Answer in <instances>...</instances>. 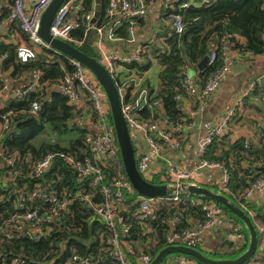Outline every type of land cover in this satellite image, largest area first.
Returning a JSON list of instances; mask_svg holds the SVG:
<instances>
[{
	"label": "built area",
	"instance_id": "obj_1",
	"mask_svg": "<svg viewBox=\"0 0 264 264\" xmlns=\"http://www.w3.org/2000/svg\"><path fill=\"white\" fill-rule=\"evenodd\" d=\"M160 0H105L104 9L105 22L99 26L91 22L94 16V0L88 9L83 0H65L56 12L50 33L53 37L72 43H82L90 32H94L97 37L96 60L103 65L111 75L117 88L121 113L128 126V129L138 130L142 135L150 151L148 153L135 154V164L143 175L147 170L150 160H155L165 166V174L162 176L163 184L168 186L197 185L194 182L195 174L204 168L216 169L218 178L213 181V186L220 192H228L230 186L231 172L228 164L224 161L210 160L205 157L208 145L214 140L223 136L228 130L230 122L235 119L250 93L255 89L262 91L261 100L264 102V74L254 77L245 85L239 95L235 98L231 106L224 112L221 119L216 122L206 133L196 138V163L192 168H186L176 164L170 157L172 151L181 148L180 135L192 128V122L184 117L181 119H171L159 112L157 106L158 99H153L144 88V78L149 73V67L141 70L145 65L144 50L140 43L130 52L114 53L105 51L102 45V34L106 30L109 38L114 40H125L127 43H135L136 38H128L126 33H136L134 23L144 20L147 14V6L154 5ZM210 0H201L202 3H209ZM51 0H12L8 11V17L17 24L19 29L26 36V44H20L16 49V57L21 62H27L36 58L38 48H50L38 35L40 18L43 11L50 4ZM178 0H165L163 8L169 9ZM188 1H182L180 8H187ZM165 14V13H164ZM171 27L176 33H181L184 28L182 17L178 12L169 15ZM85 24L84 33L81 39L73 37L72 32ZM120 25V27H118ZM122 28L124 33H118ZM264 36V34H263ZM244 44V38L237 33H226L221 39L219 48H212L208 57V65L213 66V70L206 76L203 83L197 84L194 74L190 71V65L184 63L181 66L182 76L178 80L175 100L182 104L190 103L195 106L194 113H198L204 107L203 100L214 93L220 86L224 76L229 71L231 57L254 59L255 56L250 50L233 48L234 42ZM146 45V44H145ZM164 50H160L154 56L155 65L158 66V56ZM5 57V55H4ZM260 57V56H259ZM73 72L65 73L54 85V88L67 96L70 104L79 106L80 103L88 101L91 104L92 112L88 116L89 124L83 140L82 149L71 151H50L40 158H32V153L25 156L30 161V167L26 175L37 177L55 156L64 160L79 175L89 177L88 187L93 195H99V201H94L91 195L78 193L80 200L98 215L108 229L106 251L108 256L120 264H130L122 247L119 238L118 226H125L119 217V212L124 205V190L131 192V184L124 175L123 163L120 156L119 147L116 141L115 132L110 119V108L104 106V102L99 98L97 80L91 82L88 69L77 60L67 57ZM159 67V66H158ZM158 79V78H157ZM5 83L0 70V83ZM1 90L9 92L13 97L22 99L40 91L38 82L31 81L25 85L9 87L5 83ZM144 99L146 101H144ZM150 103V105H149ZM147 105L153 107L149 118L141 116L140 112ZM0 107V138L10 127L12 110L2 111ZM105 109V110H104ZM26 112L36 115L38 112V102L33 99ZM158 114L154 119L153 115ZM130 132V131H129ZM260 145L264 150V135L259 138ZM246 148L250 146L247 139L243 140ZM0 158L10 166H14L15 160L4 156L0 148ZM152 173H150L151 175ZM1 175V165H0ZM148 175L147 178H150ZM264 189V172L259 173L252 180L241 195L242 200L247 201L255 192ZM179 195H185L191 205L198 206L202 210L203 219L195 222L189 227L179 226L180 219L176 215L167 219V231L164 233V245H185L195 247L198 238L208 229L216 226L220 215L217 209L208 202L202 201L197 195L189 192H172L167 197L178 200ZM76 196L69 195L66 190L59 191L53 181L45 186L35 184L31 189L19 195L15 204V210L11 215L0 223V247L9 241L16 234H30L33 240L39 239V226L56 219L60 214L68 211ZM152 198L138 195L137 210L135 218L144 221L151 217L154 212ZM239 200V198L237 199ZM239 207L246 209L245 204L240 201ZM228 222L232 221L227 217ZM26 226V227H25ZM35 228V230H34ZM257 234L261 235L262 246L264 247V223L256 224ZM152 256L147 253L138 257V264H149ZM0 264H24L22 260L14 257H6L0 260ZM66 264H93L89 257L73 254ZM171 264H191V260L182 256L174 258ZM249 264H264L257 261Z\"/></svg>",
	"mask_w": 264,
	"mask_h": 264
},
{
	"label": "trees",
	"instance_id": "obj_2",
	"mask_svg": "<svg viewBox=\"0 0 264 264\" xmlns=\"http://www.w3.org/2000/svg\"><path fill=\"white\" fill-rule=\"evenodd\" d=\"M182 1H188L189 6L180 8L179 4ZM83 3L89 9L93 0H83ZM100 6V15L95 22L96 26L105 22V0H100ZM172 12H178L181 15L184 24L183 31L176 33L168 25L159 32L158 36L162 37L165 43L164 51L157 59L159 66L157 86L155 89L150 88L149 82L146 80L144 88L151 95V99L148 101L158 99L157 109L175 120L187 116L181 103L174 98L177 93L178 80L182 76L181 66L184 63L197 69V64L206 58V63L201 70L197 69V78L203 83L206 76L213 70V66L208 65L210 50L220 47V39L226 33H237L244 38V44H238L230 39V42H234L233 48L250 50L255 56L264 55V0H210L209 3H202L201 0H178L169 9L162 11L168 19ZM84 29L85 24H81L72 32L73 37L81 39ZM117 32L124 33L122 28ZM23 36L25 42L28 43L24 33ZM17 46L0 40L1 72L9 70V76L13 77L37 73L39 74L40 91L22 99L12 97L1 108L2 111L12 110V116L9 129L0 138V148L4 156L13 158L15 163L14 166H10L0 158V223L15 210L19 195L29 190V185L41 184L45 186L53 181L59 191L66 190L69 195L76 196L77 200L73 202L68 211L60 214L56 219L46 224L41 222L39 230H37L38 240L35 241L29 237L30 234L24 233L16 234L5 242L0 247V260L9 256L22 260L24 264H66L71 255L78 254L89 257L93 264H120L107 254L106 243L109 233L105 224L78 196V193L81 192L83 195H91L94 201H99V195H93L88 187L89 177L79 175L58 156H55L51 164L37 177L26 175L30 167V161L25 159L28 152L32 153L31 157L34 159L40 158L50 151L82 149L87 130L78 121L81 109L70 104L67 96L54 88V85L65 73L73 72L67 61V56L57 53L51 48H42L35 59L21 62L16 57ZM74 46L85 54L96 58V52L90 44V36ZM155 50L152 49V51ZM243 60L254 61V59L248 58ZM149 64L150 62H146L141 70L149 67ZM4 84L3 81L0 83V89ZM33 99L38 102L36 115L26 112ZM260 101L262 102V100ZM149 105L140 112L144 118H149L151 115L153 107ZM110 119L113 126L111 113ZM223 137L224 135L214 138L208 145L205 157L228 164L231 172L229 191L221 193L237 205L242 201L246 207L243 210L250 216L256 228L257 223L254 222L256 217H259L264 223V206L249 204L248 201L244 202L241 195L248 182L259 173L264 172V166L257 168L255 174L248 177L247 170H240L237 162L243 159L245 154L251 152H256L260 157L261 155L256 150L252 151L251 146L246 148L242 139L231 143L227 142L228 147L224 149L221 147ZM161 165L160 171L152 173L150 178L142 176L153 184H163L162 176L165 174V166ZM123 195L125 201L119 212V217L125 226H118L119 238L130 264H138V257L144 253L154 257L165 246L164 233L167 231L165 222L167 219L177 215L180 219L179 226L182 224L184 227H189L204 218L200 207L191 205L185 195H179L178 200L172 198L153 199V215L141 222L135 218L139 194L131 187V192L124 190ZM197 197H200L201 200H211L203 196ZM238 198L239 200H237ZM214 203L237 225V228H230L232 232L235 230L237 240L225 239L217 251L221 252L224 248L221 252L222 256L241 254L246 249L249 239L245 225L226 207L217 202ZM189 221L192 223L189 224ZM194 248L199 249L197 245ZM179 256L192 258L188 255L173 253L165 256L161 264L168 262V259L172 257ZM249 260L243 264H249Z\"/></svg>",
	"mask_w": 264,
	"mask_h": 264
},
{
	"label": "crops",
	"instance_id": "obj_3",
	"mask_svg": "<svg viewBox=\"0 0 264 264\" xmlns=\"http://www.w3.org/2000/svg\"><path fill=\"white\" fill-rule=\"evenodd\" d=\"M165 0H160L154 5L147 6V14L145 16L149 17L150 21L159 19L161 22L159 25V30L153 33L150 38H147V35L143 32L136 30L133 34L134 38H136L135 43H127L124 40H114L108 37L107 31L104 30L102 34V45L105 51L114 52V53H124L132 51L137 43H140L144 50V56L146 59L152 57L154 60V56L158 51L164 50L165 40L162 37H159L158 34L161 30H163L164 26H171L168 18L163 15L162 11L163 3ZM11 5V0H0V40H3L5 43H12L14 45H19L26 43L23 33L17 26L15 22H13L8 17L9 7ZM145 18L142 22H137L139 24H143ZM157 23V24H158ZM90 44L93 49L96 51L97 49V35L94 32H90ZM157 40L161 43V48H158ZM76 43H72L75 45ZM146 44V45H145ZM152 47L150 48V46ZM76 47V46H75ZM152 49H156L152 51ZM155 63V60H154ZM156 64V63H155ZM258 66H264V55L257 56L254 58V61L251 60L246 62L241 58H233V55L229 64V71L224 76L220 86L218 89L212 93L209 97H206L204 102V107L198 113H194L195 106L192 104H182L183 111L187 116H182L188 118L193 126L190 130L183 132L180 135L181 139V148L177 151H172L170 153L171 159L181 166L186 168H192L196 163V145L195 141L199 135L206 133L216 122H218L224 112L231 106L235 98L239 95L241 89L247 85L250 80L254 77L261 76L264 74H257L256 69ZM199 69V68H198ZM201 70V69H200ZM159 67L156 66L155 75H153L150 71L146 74L144 78V82L148 80L149 87L155 89L157 86V78H158ZM190 71L194 74L195 81L198 85H200V81L198 80V70L190 66ZM5 83L9 84V87H13L16 85H24L29 82L36 81L38 82L39 74L32 73L27 76L21 74L18 77L9 76V70L2 72ZM230 84L233 87V91L227 96L224 101V105L221 108H216V112L205 111V107L209 105L213 98L216 97L219 91L222 89L224 84ZM262 91L255 90L249 94L245 105L242 107L238 116L233 119L228 127V130L224 134V139L222 140L221 147L227 148V142H233L237 139H247L251 150H256L261 157L256 152H251L249 154H245V157L237 162V166L240 170H247L248 177H252L257 168H261L264 166V150L260 145L259 138L264 135V102H261ZM13 96L5 91L0 89V107H4L8 100ZM85 102V101H84ZM84 102L80 103L78 108L81 109V115L79 116V123L83 125L85 129H87V125L89 124L88 116L90 113H87ZM159 112L162 113L161 110ZM87 113V114H86ZM130 137L134 147L135 154L148 153L150 149L143 139V135L135 129L130 130ZM161 164L156 162L155 160H150L147 164L148 175L150 173H157L160 171ZM219 172L216 169L204 168L195 174L194 182L199 186H204L210 189L213 192L221 193L220 191L214 190L213 181L218 178ZM249 179V178H248ZM205 200V199H202ZM249 204H255L257 206H264V189L260 192H255L248 200ZM209 204L213 205L220 213V218L216 226L211 229L205 230L201 236L198 238L197 246L200 249H205L208 251L219 250V245L227 238H232L233 240H237V234L232 232L230 228H237L232 221L228 222L226 220L229 217L226 213L221 212L220 209L216 206V204L211 200H205ZM256 223H261L262 220L259 217H256L254 220ZM192 221H189L191 224ZM263 223V222H262ZM231 231V232H230ZM224 249V248H223ZM174 260V257L168 259V262L164 264H171ZM191 264H199L196 261L191 260Z\"/></svg>",
	"mask_w": 264,
	"mask_h": 264
},
{
	"label": "water",
	"instance_id": "obj_4",
	"mask_svg": "<svg viewBox=\"0 0 264 264\" xmlns=\"http://www.w3.org/2000/svg\"><path fill=\"white\" fill-rule=\"evenodd\" d=\"M64 1L65 0H51L50 4L46 7L41 15L38 35L45 43L49 45L51 49L55 50L57 53L64 54L65 56L73 58L84 65L95 76L97 82L103 89L108 100L113 128L123 163L124 172L131 184V187L139 195L152 199L167 197L172 192L183 191L189 192L193 195L210 198L214 202L226 207L237 218H239V220L245 225L248 232V245L246 249L235 258H212L204 255L199 249L193 247H188L185 245H168L159 250L149 262V264H161L165 256L173 253L191 256L193 259L202 264H243L246 262L255 254L257 248V231L250 216L246 214V212L235 202L230 200L226 195L213 192L204 186L181 185L177 187L168 186L166 184H153L147 181L137 169L135 164V152L131 141L130 132L121 113L119 94L111 75L107 69L96 60L95 57L85 54L77 47L66 41L53 37L50 33V26L52 24L53 18ZM100 7V0H94V16L91 22L95 23L98 19L100 15ZM43 60H45V58H43ZM205 63L206 58H204L198 64L199 69H201ZM157 115L158 114L155 113L153 118L156 119ZM31 187L32 185H29V189H31ZM181 226L183 225L181 224Z\"/></svg>",
	"mask_w": 264,
	"mask_h": 264
},
{
	"label": "rangeland",
	"instance_id": "obj_5",
	"mask_svg": "<svg viewBox=\"0 0 264 264\" xmlns=\"http://www.w3.org/2000/svg\"><path fill=\"white\" fill-rule=\"evenodd\" d=\"M158 22H161V20L156 19L155 21L152 20V22H151L150 19H149V17H146L143 24L134 23V27H135L136 30H139V31L143 32L144 34H146L147 35V38H150V36L153 33L157 32V30H159L160 23H158ZM118 27H120V25ZM126 36L128 38H131L133 36V33L127 32L126 33ZM157 44H158V48L160 49L161 48V43H160L159 40H157ZM37 50H38V52H40L42 50V48H38ZM144 62L145 63L146 62H150V64H149L150 72L153 75H155L156 65H155L154 60L152 59V57H150L149 59H146L145 58L144 59ZM196 67H197V69L199 68L198 67V64H197ZM88 72L90 74V80H91V82H94L96 80L95 76L89 70H88ZM256 72H257V74L263 73L264 72V66H258V68L256 69ZM232 91H233V87L230 84H228V83L227 84H224L223 87H222V89L219 91L218 95L213 98L212 102L209 105H207L204 110L205 111H211V112H214L215 113L216 112V108L223 107L225 99L227 98V96ZM98 93H99V98L104 102L103 105L106 106V108H109L106 94L104 93V91L101 88V86L98 87ZM144 101H146V100L144 99ZM84 104H85L84 107H85L87 113H91V111H92L91 104L88 101H85ZM130 130H131V127L129 128V131ZM143 175L145 177H148V172L143 173ZM214 190L219 191V189L216 188V187H214ZM199 250L204 255H206L208 257H212V258L230 259V258H235L236 256H238L237 254L236 255H230V256H222L221 255V252L224 249L221 252H219L217 250L208 251V250L200 249V248H199ZM190 259L192 261H195L192 258H190ZM257 261L264 262V247L262 246V241H261V235L260 234H257V248H256V253L254 254V256H252L250 258L249 263H254V262H257Z\"/></svg>",
	"mask_w": 264,
	"mask_h": 264
}]
</instances>
